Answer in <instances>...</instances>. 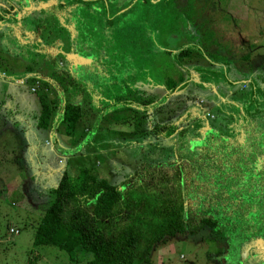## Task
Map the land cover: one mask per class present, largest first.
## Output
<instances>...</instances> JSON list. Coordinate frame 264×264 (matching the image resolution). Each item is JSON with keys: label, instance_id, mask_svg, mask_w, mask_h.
Instances as JSON below:
<instances>
[{"label": "trees", "instance_id": "16d2710c", "mask_svg": "<svg viewBox=\"0 0 264 264\" xmlns=\"http://www.w3.org/2000/svg\"><path fill=\"white\" fill-rule=\"evenodd\" d=\"M192 56L191 46L173 54L182 71L163 77V97L140 90L137 82L147 77L128 65L103 66L99 79L85 77L95 75L93 66L80 75L76 68L57 66L45 75L27 74L26 82H38L37 127L55 126L76 141L85 139L94 121L96 128L128 124L140 160L119 182L90 166L63 170L49 189L34 246L54 245L84 264H138L150 262L158 243L205 227L225 251L235 246L237 259L241 246L264 238V99L246 118H237L234 132L220 121L204 123L198 133L187 129L184 112L191 100L179 84L182 62Z\"/></svg>", "mask_w": 264, "mask_h": 264}, {"label": "rangeland", "instance_id": "374dc122", "mask_svg": "<svg viewBox=\"0 0 264 264\" xmlns=\"http://www.w3.org/2000/svg\"><path fill=\"white\" fill-rule=\"evenodd\" d=\"M13 1L17 7L20 5L22 8L18 14L21 16L19 24L30 26L25 19L33 15L36 4L32 3L33 0ZM45 1H40L43 6L47 5ZM93 2L92 7L88 8V2H85L86 8L79 5L66 11L59 19L58 25L51 15L41 18L35 14L39 21L36 22L34 19V23H43L40 37L53 43L60 33L64 40L71 35V41L74 43L84 42V46L94 50L98 47V53L101 54L102 50H106L100 55L104 57L106 64H113L115 67L128 65L129 71L135 69L133 72L135 75L151 76L154 81L170 74L177 77V73L179 74L182 69L178 68L173 54L166 49L173 50L182 48L186 44L190 45V36L195 30L194 20L197 21L200 14L207 12L209 6L213 7L211 12L222 13L221 8L224 5L223 0H174V2L173 0H124L123 8L126 13L119 18L120 14H115L116 10L112 2L108 1L107 5L104 0ZM261 7L264 8V3ZM108 11L111 13H107ZM108 16L114 17L112 23H108L106 19ZM3 19L2 15L1 22ZM190 24L192 30L189 28ZM66 25L68 28L64 27ZM261 30H264V24L260 26V32ZM138 35L141 39L137 37ZM3 37L5 36L0 35V73L5 72L10 78H20L23 81H21L22 85H14L8 81L10 79L0 80V264H84L82 261H71L67 252L54 245L34 246L36 224L49 204V189L56 185L63 170L68 168L75 172L78 166H90L98 170L99 176L111 182H119L124 175L132 171L131 169L140 160L136 155L138 153L135 154L137 146H130L135 140L130 138L129 135L132 134L127 132L131 127L128 124L124 126L112 122L102 128H96L94 121L85 139L76 141H70L66 135L57 132L55 126L47 129L37 127L40 104L37 92L32 91L31 88L33 86L37 88L38 82L31 84L25 82L27 74L49 73V68L63 67L66 61L58 54H53L58 64L49 61L52 50H47L50 47L43 48V53L36 45L4 43ZM13 37L18 36L14 34ZM240 39L243 49L249 50L248 45L253 43V39L247 35ZM260 39L258 47L255 45L250 48L257 49L260 61L264 62V36H260ZM202 49L207 54L211 50L204 45ZM193 52L199 57V61H203L200 59L202 53L199 50L195 48ZM184 60L185 63L188 62L187 58ZM190 60L197 61L195 58ZM88 62L89 60L84 59H81V63L76 62L79 75L89 70L88 65L85 64ZM130 73L129 75H132ZM43 74L41 75L45 77ZM213 74L208 72L206 78H216L212 76ZM217 75L218 79L225 78V74L217 73ZM85 77L97 79L98 75L88 73ZM262 83L264 85V80ZM239 85L240 83L228 84L230 88H237ZM228 86L223 87L228 88ZM203 89L204 86L199 87L198 93L203 95L208 92ZM152 92L161 95L159 88L153 87ZM242 92L248 93L249 88ZM103 102L104 100H101L102 105ZM96 107L93 106L95 110ZM213 114L214 121L216 118L224 117L219 112ZM193 124L195 122L192 121L187 129L198 133L204 123L195 126ZM52 131L57 136L59 147L53 145ZM11 227L17 228L18 233H11ZM208 231L209 229L205 227L193 235L184 233L170 237L167 241L158 243L159 245L152 250L150 262L138 264H235V246H230L225 251L224 243L213 239ZM232 240H236L232 242L236 244L239 238L234 237ZM263 241L264 238L259 240V242ZM243 247L241 246L242 250L238 251L240 257L249 248L256 251L244 255L242 264H264V245L258 247L250 242L244 249ZM224 255L225 258H222Z\"/></svg>", "mask_w": 264, "mask_h": 264}, {"label": "crops", "instance_id": "0c3cea01", "mask_svg": "<svg viewBox=\"0 0 264 264\" xmlns=\"http://www.w3.org/2000/svg\"><path fill=\"white\" fill-rule=\"evenodd\" d=\"M216 2L219 3L220 1ZM222 3L224 4L223 8H221L222 13L211 12L213 11V7L209 6L206 10L207 12L200 14L197 17V21L194 20L195 30H193L190 36V45L186 44V46L199 50L202 53L200 59L205 60L204 62L199 61V57L193 54L192 58L197 59L196 62H192L191 60L188 61L189 63L182 62L185 69L182 72L183 81L179 86L183 83L185 86H183L180 92L188 94L191 100L188 101L184 112V115L188 118L186 120L188 121L187 126L191 125L192 121L195 122L193 126L202 123H205L206 126L210 125L214 121L212 120L214 117L213 112H219L224 116L216 118L214 124L217 123L216 121H220L225 125L228 123L231 126L233 120H236L237 117L246 118L247 113L256 108V106L258 107L262 99H264V85L262 83L264 80V62L260 61V54L257 49L250 48L255 47V45L258 47L261 41L260 36H264V30L260 32V26L264 24V8L261 7L264 0H223ZM13 4V0H0V6L2 7H6L7 5L12 6ZM15 9L16 7L14 6L13 10ZM1 16L2 13H0ZM18 16L10 18L12 20L11 27H15L12 30L6 28L5 24L0 20L1 36L4 33V36L15 34L22 40L26 38L27 35H24L23 31H29L28 28L32 25L19 24L20 20ZM3 17L7 19L6 16ZM189 28L190 30L193 29L191 24ZM3 29L6 31L3 32ZM244 35L253 39V43L248 45L250 46L248 47L249 50H244V46L241 44L240 38ZM203 45L207 49H211L208 54L202 51ZM100 58L97 57L92 62L89 60L88 63H85L88 65V68L89 66H93L94 69L97 67L95 74L98 75V79L103 66L110 68L114 66L113 64H106L103 56L101 60ZM77 61L81 62V60ZM69 67L68 64H65L62 68ZM71 67L78 70L77 63ZM208 72L214 73L212 76H216V78L207 79L206 75ZM217 73L225 74V78L218 79ZM0 80H8L14 85H22L21 81H23L20 78L8 77L5 72L0 73ZM236 83H240L237 88H230L228 86V84L233 85ZM137 84L144 93H153V87L154 89H161V95L158 97H163L167 93L163 77L157 82H149L147 77L144 82L140 81ZM203 86L208 92L202 95L198 93L197 89ZM223 86H228V88H224ZM247 88H249V92L243 93L242 90ZM97 93L99 91H96V98L99 100L102 97ZM174 95L175 93L171 96L172 99ZM95 103L96 107L98 104L97 102ZM199 129H203L202 126ZM52 133L54 132L52 131ZM131 144L130 146H138L137 143ZM53 145L60 146L57 143L55 133Z\"/></svg>", "mask_w": 264, "mask_h": 264}, {"label": "flooded vegetation", "instance_id": "af4514ba", "mask_svg": "<svg viewBox=\"0 0 264 264\" xmlns=\"http://www.w3.org/2000/svg\"><path fill=\"white\" fill-rule=\"evenodd\" d=\"M40 1L41 0H33L32 1V3L36 4L34 7L36 9L33 8L34 9L33 15L37 14L41 18L45 17V15H47V16L51 15L53 18L56 19V22L58 25L59 19H61V17L64 16V13H66V11H69L73 7L79 6V5H83L85 7V2H88V8H89L91 6V3L94 0H46L45 2L47 5H45V6H43V4ZM104 1L106 2V5H107L108 1L112 2V4H113L112 6H113L114 10L119 7L120 10H118L117 11L118 13L116 12L115 14H120V15L123 14L122 11H124V8H123L124 0H122L121 2L119 0H104ZM173 2H174V0H173ZM143 3H144V1H143ZM14 6L16 7L15 10H13ZM21 9L22 8L20 7V5H19V7H17L15 3L12 6H8V5L6 7L0 6V13H2V15L6 16V18H7V19H4L2 22L3 24H5L6 28H8V29L10 28L11 30L15 28V27H11L12 20L10 18L18 16ZM107 13H111V12L108 11ZM37 15H35L34 17L29 16L27 19H25V21L28 20L29 24L33 25L34 28L31 29L29 27L28 28L29 31H23L24 35H27L23 41H20V39L18 37L14 38L13 35H5V37H3L4 43L7 42L8 44H10L11 42L12 43L16 42L19 45H36L37 49L40 50L41 52H43V48L50 47L47 50V51L52 50L51 58L49 59V61H54L56 64H58V62L55 61L54 56H53V54H58L59 56L64 58V60L66 61L65 64H68V66H70V67L74 64V62L77 61L76 57L71 55V53H73V52H77V53H79L85 57H90L91 62L93 59H95L97 57L102 58V56H100V55H102L106 50H102V54H101L100 52L98 53V49H99L98 47L96 48V50L91 49L87 46H84L85 45L84 42L81 43L83 45V46H81V44H79L80 41H77L76 43L71 41V39H72L71 35H68V38L66 40H64L63 38H61V33H60V36L56 37V39H55L56 41H53V43L47 42V40H43L42 37H40V31H41V27H42L43 23H34L35 21L36 22L39 21L37 19ZM20 17L21 16H18L19 20H20ZM34 19H35V21H34ZM106 19L108 20V23H112L114 17L111 18L110 16H108V17H106ZM64 27L68 28L67 25ZM5 31L6 30L3 29V32H5ZM107 33H108V31H107ZM3 35H4V33H3ZM12 37L14 39H12ZM82 40H87V39H82ZM90 42H91V40H90ZM65 46H67V47L65 48ZM82 47H87V49H82ZM178 49H173V50L172 49H166V50H170L172 54H175L178 51ZM90 53H92V54H90ZM101 58H100V60H101ZM59 63H61V62H59ZM236 120H233L231 122L230 127H231L232 132H234L233 130H234V124H236ZM254 243L258 247L264 245V242L259 243V240L254 241L252 244H254ZM255 251L256 250L252 251V249L249 248L248 251H245L241 255L242 257L238 256L239 257L238 259L235 257V260H236L235 264H242L240 262V260L243 261L242 258L244 257V255L246 256L248 254H251V252H255ZM254 256H256V255H254Z\"/></svg>", "mask_w": 264, "mask_h": 264}, {"label": "water", "instance_id": "95a60500", "mask_svg": "<svg viewBox=\"0 0 264 264\" xmlns=\"http://www.w3.org/2000/svg\"><path fill=\"white\" fill-rule=\"evenodd\" d=\"M71 55L76 57L77 60H81V59H84L86 61L90 60V57H85V56H83V55H81V54H79L77 52H73V53H71ZM79 63H81V62L79 61Z\"/></svg>", "mask_w": 264, "mask_h": 264}, {"label": "built area", "instance_id": "2783aa9c", "mask_svg": "<svg viewBox=\"0 0 264 264\" xmlns=\"http://www.w3.org/2000/svg\"><path fill=\"white\" fill-rule=\"evenodd\" d=\"M31 89H32V91H34L35 90V86H33ZM10 232L11 233H18V229L17 228H14V227H11L10 228Z\"/></svg>", "mask_w": 264, "mask_h": 264}]
</instances>
